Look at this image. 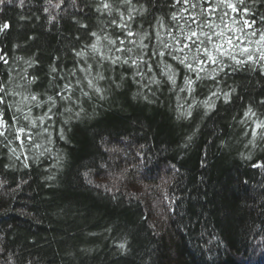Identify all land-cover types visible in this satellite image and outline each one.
Segmentation results:
<instances>
[{
    "label": "trees",
    "instance_id": "obj_1",
    "mask_svg": "<svg viewBox=\"0 0 264 264\" xmlns=\"http://www.w3.org/2000/svg\"><path fill=\"white\" fill-rule=\"evenodd\" d=\"M56 3L0 4V110L11 125L0 136V264H264V168L253 167L264 164V61L214 52L220 62L197 78L178 59L206 60L196 46L179 51L190 29L212 35L200 40L214 51L224 43L214 33L241 35L225 25L245 19L254 23L232 52L259 56L264 0H246L248 13L220 0ZM121 13L137 35L117 26ZM13 127L31 140L21 145Z\"/></svg>",
    "mask_w": 264,
    "mask_h": 264
},
{
    "label": "snow or ice",
    "instance_id": "obj_2",
    "mask_svg": "<svg viewBox=\"0 0 264 264\" xmlns=\"http://www.w3.org/2000/svg\"><path fill=\"white\" fill-rule=\"evenodd\" d=\"M12 2H13V0H0V4H5V3L12 4ZM123 2H125L127 4H131L132 0H123ZM208 2H210V0H208ZM220 2L223 3L226 7L230 8L232 10V12H234V13H239L241 11L244 13H248L250 11L246 6V0H237V3H232L231 0H220ZM49 3H51V0H49ZM62 3H63V0H59V3H56L53 6L56 8H59L60 4H62ZM176 3L177 4H180V3L190 4V0H176ZM239 5H244V7L241 8V7H239ZM20 6H23V0H20ZM102 7L106 10H109V13H110L111 5L109 3L103 2ZM191 7L195 8L196 5L192 4ZM215 10H216L215 8L206 9V11H208V12H214ZM0 11H2V9H0ZM48 11H49V9L45 8V12H48ZM97 11H99V8L97 9ZM184 11L187 12L188 9L185 8ZM225 15H227V13H225ZM182 18L183 17H177L176 14H173V16H172L173 20H178V19H182ZM53 19H55V17H51V16L49 17L50 22ZM128 19L129 20L133 19L131 14L128 16ZM189 19L191 20L192 23H195L197 25V27H200V23H199V21L196 20L195 17L189 16ZM112 23L116 24V21H112ZM186 23H187V20H186ZM234 23H240V21H236L234 19ZM253 23H254V21L249 22L248 20L245 19V20H243V27H241V28H235V27H230L228 25H225V28H227L228 31L233 32V33L239 32L241 35L228 36L225 34L224 31L214 33L215 36L223 37V39H224V43H213L214 51L209 50V48L206 46H203L204 42L202 40H200V36L203 35L207 40L212 41V39H213L212 35H209L207 32H203V31L198 33L196 30L190 29L189 32H187L185 34V40L189 41L191 43H182L180 40H177L176 41L177 44L182 43V46L179 48V51L184 52V50L186 48L190 49L193 46H196L195 47L196 53H198V54L202 53L203 57H205L206 60L205 59H197L196 57H193V59L196 60V65L194 67L192 63H187L188 56L185 55L183 58H178L179 63L184 64L185 67L189 71L196 73L197 78H199V73L205 71L204 65L206 64V62L215 65V64L220 62L219 56H227L229 59L234 61L237 65L242 64V63H246V62L255 63L257 59L264 61V50L256 49V52H259V56H256L255 53L253 52V50H250L248 47L239 46V56L246 57V60L245 59H238L237 55L232 52L233 48L238 47V44L234 43V41H240L241 37L244 35V28H251ZM117 26L120 27L121 29L125 30L126 35L129 37H131L133 35H137V33H133L131 30H128V25H127V23L124 22V17H123L122 13H121V23H119ZM161 26H163V25H161ZM8 28H9V24L4 23V24L0 25V32H3ZM181 31H183V29H181ZM255 34L256 33H253V35H255ZM91 35L97 36V33L92 32ZM97 39H99V37H97ZM260 41L264 42V34H262L260 36ZM109 43L115 45L117 43V41L116 40H110ZM120 43H123V41H120ZM91 47L93 48V50H96V48H97L96 44H92ZM165 47H168V45L166 44ZM0 51H2V50H0ZM117 51H124V49L117 48ZM129 51H130V49H129ZM214 52L219 53V56L215 55ZM83 54H84L83 52L77 53V55H81V56ZM160 54L162 55L163 53H160ZM109 59H111V58H109ZM0 60H2L4 63H8V60L6 59V55H0ZM117 60H119V57L112 60V63H116ZM28 63H29V67L33 66L32 62H28ZM123 63L127 64L128 61L124 60ZM133 64H135V61H133ZM51 71L53 73H55L57 70H56V68H52ZM37 78L38 77L33 75L31 77V80L35 81ZM168 78L173 83H175L174 75H169ZM88 83L91 86L92 82L89 81ZM185 83L189 87V90H191V86L193 85L194 80H192L191 78H188L186 76L185 77ZM63 87H64L65 91H68L71 89L70 84H65ZM4 91H5V89L0 87V93H3ZM96 91L99 92L100 89L97 88ZM57 95L60 96L61 98H67L64 96V93H62V92H57ZM24 99L27 100L28 97H25ZM31 100L36 101V100H38V97L33 94V95H31ZM48 101L53 102V104L55 103L54 98L52 96L48 97ZM5 103H6V101L4 100V97L2 95H0V104H5ZM16 111L21 112L22 110L20 108H17ZM48 111L50 112L51 108H49ZM249 112L251 113V109H249ZM251 114L254 115V113H251ZM4 116H5L4 111L0 110V136H4L7 129L9 127H11V125L8 124V121L4 118ZM11 119L13 121H17V122L19 120V118L16 116H12ZM23 119L25 121H29L33 125L35 124V120H30V117L28 115H23ZM255 127H256V129L264 128V121L256 122ZM13 131L16 133L15 138L20 141L21 145L24 144L25 140L30 141L32 138L31 134L28 132L26 127H13ZM254 136H255V130H254ZM253 143H254V141H253ZM25 167H27V164H25ZM253 167L264 168V164H254ZM119 248L124 249L125 244L121 243L119 245Z\"/></svg>",
    "mask_w": 264,
    "mask_h": 264
}]
</instances>
